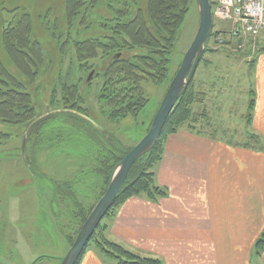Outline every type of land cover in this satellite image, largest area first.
Instances as JSON below:
<instances>
[{
    "label": "rangeland",
    "instance_id": "1",
    "mask_svg": "<svg viewBox=\"0 0 264 264\" xmlns=\"http://www.w3.org/2000/svg\"><path fill=\"white\" fill-rule=\"evenodd\" d=\"M147 3L101 0L88 12V28L77 24L69 30L66 0H0L3 65L17 74L2 33L24 14L32 18V40L41 45L44 56L38 78L27 87L40 120L29 135L25 153V126L0 121V131L9 135L0 144V264H61L72 246L70 239L80 224V213L97 202L105 186L110 155L135 147L148 133L196 36V1H192L180 28L168 80L160 85L143 84L150 103L136 117L118 121L108 117L106 103L100 98L107 61L99 58L90 62L96 64V73H86L80 69L72 47L73 41L103 39L106 33L101 26L114 17V10L129 4L134 16L138 9L145 10ZM214 31L223 33L207 43L209 51L193 79L195 89L206 93L205 103L194 105L198 123L209 128L210 137L247 148L264 161V133L255 129L256 119L259 123L264 118V92L259 84L264 69V36L246 37L243 32L235 36L232 23L227 21H216ZM68 39L71 45L64 47ZM144 54V49L123 51L126 59ZM65 85H80L89 118L64 109ZM251 100L256 103L252 110ZM258 171L264 172V162L259 165L257 161ZM108 219L105 217L102 224ZM104 236L106 232L104 235L100 229L95 241ZM96 246L91 243L89 249L102 256L104 264H117ZM259 252L254 246L251 264H264V250Z\"/></svg>",
    "mask_w": 264,
    "mask_h": 264
},
{
    "label": "trees",
    "instance_id": "2",
    "mask_svg": "<svg viewBox=\"0 0 264 264\" xmlns=\"http://www.w3.org/2000/svg\"><path fill=\"white\" fill-rule=\"evenodd\" d=\"M192 1L148 0L146 9H138L134 16L131 6L126 4L123 8L114 10V17L102 24L101 27L106 33L103 38L105 42L100 38L73 41L72 47L76 60L80 69L86 73H96V64L90 65V62L99 58L107 61L100 98L106 103L108 117L111 120L118 121L129 116L140 115L150 103L143 84L148 82L160 85L168 80L179 31L190 12ZM100 2L101 0L88 2L66 0L69 30L77 24L88 28V12L90 9H95ZM215 4L216 0H211L213 9ZM215 25L216 20L213 17V29L208 42L214 38L213 36L217 37L223 33L215 32ZM32 28L31 16L24 14L18 21L6 27L2 33L4 48L17 74L9 71L0 61V121L25 126V130L39 118L27 87L38 78L39 68L44 59L41 45L32 40ZM70 43L68 39L63 45L65 47V45H71ZM131 49H144L146 54L137 55L133 59L124 58L123 51ZM208 51L209 48L206 47L205 53ZM79 86L65 85L63 87L64 109L89 118V110L85 107V100ZM205 94L195 89L193 80L171 112L154 148L132 166L125 184L106 217L114 215L117 209L132 197L145 196L151 200H158L166 195V191L156 184L154 168L163 158L168 138L187 125L195 127L198 117L194 105L205 103ZM254 106L255 101L251 100L250 109H254ZM206 113L205 111L202 115L205 116ZM249 119L252 120L251 115ZM37 124L38 122L35 125ZM35 125L28 133V141ZM8 137V134L0 131V144ZM128 152L129 149H125L110 155L105 186L98 200L105 194L116 166ZM97 202L85 213H80V224L75 229L74 238L70 239L71 245ZM100 229H103L105 235L108 225L100 224L77 264H80L91 243H96L99 251L115 259L117 264H164L160 259L130 251L123 245L109 240L107 236L95 241ZM256 249L257 254H260L259 250H264V230L256 242Z\"/></svg>",
    "mask_w": 264,
    "mask_h": 264
},
{
    "label": "crops",
    "instance_id": "3",
    "mask_svg": "<svg viewBox=\"0 0 264 264\" xmlns=\"http://www.w3.org/2000/svg\"><path fill=\"white\" fill-rule=\"evenodd\" d=\"M263 120L256 119L255 129L264 133ZM194 126L168 138L156 166V184L166 195L127 200L109 217L106 236L164 264H251L264 228V172L257 174V161H264L210 137L198 121ZM101 257L88 249L80 264H104Z\"/></svg>",
    "mask_w": 264,
    "mask_h": 264
},
{
    "label": "water",
    "instance_id": "4",
    "mask_svg": "<svg viewBox=\"0 0 264 264\" xmlns=\"http://www.w3.org/2000/svg\"><path fill=\"white\" fill-rule=\"evenodd\" d=\"M199 11V27L196 36L187 50L183 62L172 80L162 104L150 126L148 133L116 166L105 194L100 198L81 227L73 245L61 264H77L94 233L111 210L114 201L125 184L132 166L148 154L156 145L164 126L180 97L192 83L213 29V8L211 0H196ZM36 119L26 130L23 142L25 153L28 133L39 121Z\"/></svg>",
    "mask_w": 264,
    "mask_h": 264
},
{
    "label": "built area",
    "instance_id": "5",
    "mask_svg": "<svg viewBox=\"0 0 264 264\" xmlns=\"http://www.w3.org/2000/svg\"><path fill=\"white\" fill-rule=\"evenodd\" d=\"M213 17L232 23L235 36H264V0H216Z\"/></svg>",
    "mask_w": 264,
    "mask_h": 264
}]
</instances>
